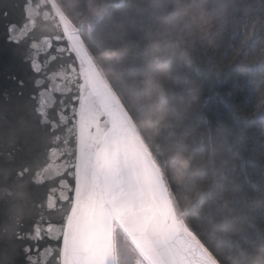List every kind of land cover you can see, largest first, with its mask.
I'll use <instances>...</instances> for the list:
<instances>
[{
	"label": "snow or ice",
	"instance_id": "1",
	"mask_svg": "<svg viewBox=\"0 0 264 264\" xmlns=\"http://www.w3.org/2000/svg\"><path fill=\"white\" fill-rule=\"evenodd\" d=\"M166 3L152 0V7ZM44 10L39 0H0V169L27 182L34 210L10 240L0 238V264H121L118 234L131 244V264H227L231 253L214 250L207 228L221 210L241 259L264 245V48L245 54L247 35L264 32V0L238 7L226 48L212 53L193 39L182 53L186 64L173 84L191 85L195 107L166 124L155 147L136 129L135 106L93 63L101 51L139 50L151 29L143 0H104L79 24L58 22L54 36L37 35L33 15ZM242 81L254 104L241 94ZM157 86L163 99L167 90ZM93 100L105 108V137L115 138L106 162L87 142L101 131L84 124ZM173 138L190 140L193 156L206 154L192 173L206 183L193 198L195 214L193 200L181 206L162 159L161 142ZM3 208L0 201V222Z\"/></svg>",
	"mask_w": 264,
	"mask_h": 264
},
{
	"label": "trees",
	"instance_id": "2",
	"mask_svg": "<svg viewBox=\"0 0 264 264\" xmlns=\"http://www.w3.org/2000/svg\"><path fill=\"white\" fill-rule=\"evenodd\" d=\"M53 1L56 7H59L67 25H69V18L79 24L87 17H91L88 12L89 0ZM244 3L245 0H237L236 3L226 5L229 10V18L217 40L220 43H218L219 47L216 52L226 48L230 42L232 31L237 28L236 11ZM101 4V0H92V6L99 7ZM143 7L147 18L145 27L150 24L151 29L141 40L139 50L133 46L132 52L127 56L121 55L122 47L115 53L109 50L101 51L95 56L93 63L102 79L118 85L128 104L135 106L137 109L136 129L149 144L155 147V144L160 142L161 129L166 124L176 123L180 116L187 115L195 107V101L191 105L188 103V88L191 85L184 83L174 85L173 78L177 75L179 65L186 64L181 53L190 50L192 40L199 38L195 31L183 22L180 24L179 30L173 32H165L154 23V15L166 17L172 14L174 6L171 3L167 2L163 8H155L159 10L158 12H154V8L148 5L146 0H143ZM205 8L212 11L216 6L210 4ZM82 9L83 14H81ZM244 40L245 34H240L237 35L235 43L240 46ZM247 41L248 50L245 54L249 56L261 55L259 50L264 48V32L256 31L247 35ZM149 45L152 47L149 48ZM137 51H139V57L134 62L133 58ZM210 52L213 53L211 48ZM149 64L152 66L151 73L146 71ZM158 84L163 85L167 90L163 99ZM241 84V94L247 97L249 104H254L256 98L251 91V86L244 81ZM146 88L149 89L147 93H145ZM158 116L162 118L157 119ZM160 151L168 176L172 183L178 186L177 197L181 200V206L183 207V204L188 200H193L194 207L191 211L195 214L200 209L197 201L193 199L197 195L196 185L189 177H194L197 183L201 182V178L193 176L192 173L201 166L202 161L206 159V154L197 153L193 156L190 140L175 138L161 142ZM182 161H187L190 165L194 164L195 166L182 168ZM207 198L205 195V201ZM224 222L225 214L221 210L207 221V228L214 241V250H217L222 257H227L231 253L232 259L227 264H264V245L243 259L237 255V250L232 249L229 245V236L223 232Z\"/></svg>",
	"mask_w": 264,
	"mask_h": 264
},
{
	"label": "water",
	"instance_id": "3",
	"mask_svg": "<svg viewBox=\"0 0 264 264\" xmlns=\"http://www.w3.org/2000/svg\"><path fill=\"white\" fill-rule=\"evenodd\" d=\"M39 6L45 10L33 15L38 36L41 34L54 36L59 30L58 22L67 26L65 18H63L59 7H56L53 0H39ZM94 71L102 79L96 67ZM101 115H105V108L102 103L93 100L90 105L85 106L84 124L86 126L96 125L101 128V131L96 132L94 140L88 139L87 142L92 143L94 146H100L95 149L96 157L106 162L111 158L112 140L115 138L105 137L102 131L103 124L99 120ZM105 118L107 119V116ZM10 175L11 173L8 169H0V201L4 204V219L3 222H0V238L8 240L11 238L14 226L19 221L26 219L34 211L32 208V195L27 182L9 180L8 177ZM9 189L11 190L10 194H8Z\"/></svg>",
	"mask_w": 264,
	"mask_h": 264
},
{
	"label": "clouds",
	"instance_id": "4",
	"mask_svg": "<svg viewBox=\"0 0 264 264\" xmlns=\"http://www.w3.org/2000/svg\"><path fill=\"white\" fill-rule=\"evenodd\" d=\"M174 6L171 15L161 17L156 14L153 16L154 23L165 32L178 31L180 24L183 22L186 26L192 28L199 39H203L205 43L210 45L211 50L215 53L218 50L217 40L222 34V29L228 22L229 10L227 4L236 3L237 0H167ZM103 3V0H101ZM146 3L152 6V0H146ZM215 5L216 8L212 11L206 10V5ZM98 7L92 6V0H89V15H96ZM158 12V9H153ZM152 45H149L151 48ZM182 54V53H181ZM146 71L152 72L151 64L148 65ZM166 72V70H164ZM162 117H157L161 119ZM194 167L187 161L181 162L182 168ZM196 185V194L203 191L206 183L195 180L194 177H189Z\"/></svg>",
	"mask_w": 264,
	"mask_h": 264
},
{
	"label": "rangeland",
	"instance_id": "5",
	"mask_svg": "<svg viewBox=\"0 0 264 264\" xmlns=\"http://www.w3.org/2000/svg\"><path fill=\"white\" fill-rule=\"evenodd\" d=\"M117 242L121 249V264H131L132 250L130 242L122 235H117Z\"/></svg>",
	"mask_w": 264,
	"mask_h": 264
}]
</instances>
